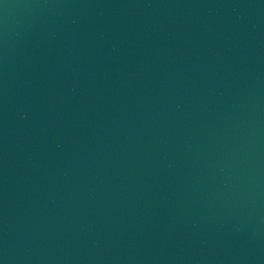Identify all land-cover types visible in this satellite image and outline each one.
I'll use <instances>...</instances> for the list:
<instances>
[{
    "label": "water",
    "instance_id": "water-1",
    "mask_svg": "<svg viewBox=\"0 0 264 264\" xmlns=\"http://www.w3.org/2000/svg\"><path fill=\"white\" fill-rule=\"evenodd\" d=\"M0 264H264V0H0Z\"/></svg>",
    "mask_w": 264,
    "mask_h": 264
}]
</instances>
